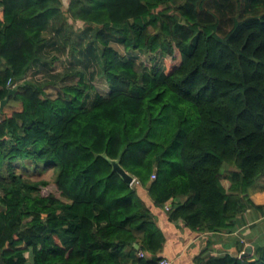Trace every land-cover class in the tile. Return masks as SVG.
I'll list each match as a JSON object with an SVG mask.
<instances>
[{"label": "trees", "instance_id": "obj_1", "mask_svg": "<svg viewBox=\"0 0 264 264\" xmlns=\"http://www.w3.org/2000/svg\"><path fill=\"white\" fill-rule=\"evenodd\" d=\"M68 20L94 29L107 95L87 71L55 98L27 79L45 36ZM131 51H177L180 63L139 70ZM11 90L0 110V264H160L157 210L195 234L264 213L251 199L264 176V0H0V105ZM18 163L54 179L24 177ZM194 263L264 264V245Z\"/></svg>", "mask_w": 264, "mask_h": 264}, {"label": "rangeland", "instance_id": "obj_2", "mask_svg": "<svg viewBox=\"0 0 264 264\" xmlns=\"http://www.w3.org/2000/svg\"><path fill=\"white\" fill-rule=\"evenodd\" d=\"M68 5V0H63ZM65 33L52 32L45 36L46 43L42 49L41 59L35 64L27 79L44 86L45 92L55 98L59 91L67 84H72L69 77L79 71L88 72V81H91L97 92L106 95L109 91L105 79L103 78L97 58L99 57L100 44L94 39L93 30H86V26L80 22L68 20ZM114 47L123 52L121 45L113 44ZM87 50V51H86ZM88 53V57L83 55ZM138 64L139 70L160 67L163 71H170L180 63V56L176 51L172 57L161 55L151 56L142 51H131ZM74 83V82H73ZM18 163L16 166L21 165ZM18 172L23 173L24 177L31 180H47L52 182L55 171L52 168L40 166L34 169L30 166L29 170L20 168ZM54 191V188L46 190L45 193Z\"/></svg>", "mask_w": 264, "mask_h": 264}, {"label": "crops", "instance_id": "obj_3", "mask_svg": "<svg viewBox=\"0 0 264 264\" xmlns=\"http://www.w3.org/2000/svg\"><path fill=\"white\" fill-rule=\"evenodd\" d=\"M251 199L258 206L264 205V176L251 189ZM154 214L166 236L162 256L174 264H195L199 256L254 257L256 247L264 245V213L258 210L248 209L238 217L232 232L201 234L188 231L182 221L170 223L164 209Z\"/></svg>", "mask_w": 264, "mask_h": 264}, {"label": "water", "instance_id": "obj_4", "mask_svg": "<svg viewBox=\"0 0 264 264\" xmlns=\"http://www.w3.org/2000/svg\"><path fill=\"white\" fill-rule=\"evenodd\" d=\"M15 93V91L11 90L10 93H9V96L1 102V105H0V110L2 111L5 107V105L9 102V98L11 95H13ZM112 164L114 166V171L117 172L124 180L125 182H127L128 184H133L134 182V178L129 175L119 164V161H112ZM247 257V254L244 255Z\"/></svg>", "mask_w": 264, "mask_h": 264}, {"label": "built area", "instance_id": "obj_5", "mask_svg": "<svg viewBox=\"0 0 264 264\" xmlns=\"http://www.w3.org/2000/svg\"><path fill=\"white\" fill-rule=\"evenodd\" d=\"M152 179H155V175H153ZM134 184H135V185L138 184V181H137L136 179H134V182H133L132 185H134ZM165 209H166V211H169V206H166ZM140 256H141V257H144V254L141 253ZM160 264H174V263H173L172 261H170V260L163 259V260L160 262Z\"/></svg>", "mask_w": 264, "mask_h": 264}]
</instances>
